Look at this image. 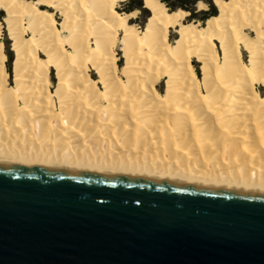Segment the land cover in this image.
<instances>
[{
    "label": "bare ground",
    "instance_id": "obj_1",
    "mask_svg": "<svg viewBox=\"0 0 264 264\" xmlns=\"http://www.w3.org/2000/svg\"><path fill=\"white\" fill-rule=\"evenodd\" d=\"M127 1L0 0V163L264 190V0Z\"/></svg>",
    "mask_w": 264,
    "mask_h": 264
},
{
    "label": "water",
    "instance_id": "obj_2",
    "mask_svg": "<svg viewBox=\"0 0 264 264\" xmlns=\"http://www.w3.org/2000/svg\"><path fill=\"white\" fill-rule=\"evenodd\" d=\"M0 264H264V190L0 163Z\"/></svg>",
    "mask_w": 264,
    "mask_h": 264
},
{
    "label": "rangeland",
    "instance_id": "obj_3",
    "mask_svg": "<svg viewBox=\"0 0 264 264\" xmlns=\"http://www.w3.org/2000/svg\"><path fill=\"white\" fill-rule=\"evenodd\" d=\"M134 1H136V0H134ZM212 1V0H211ZM212 3H213V1H212ZM214 4V3H213ZM123 6H122V9L120 10V11H125V10H127V8H128V5H126V4H122ZM197 5V4H196ZM196 9H197V13L199 12V13H201V12H203V11H200L199 9H198V7L196 6ZM209 9V7H208V5H207V10ZM139 11V10H138ZM217 12H218V10H217ZM149 12L148 11H145V12H142V11H139V14H138V16H137V18L133 21V23L134 24H136L137 25V27L140 29V30H142L143 28H144V25H145V23H146V21H147V18H148V16H149ZM4 12H2V11H0V20H2V18L4 17ZM199 22H201V21H199ZM201 24H204V22H201ZM175 38H177V35L175 34V33H173V32H171V34H170V37H169V40L171 41V43L175 40ZM3 41V43L6 45V52L7 51H9L10 53H12V55H10V54H8L7 56H6V60H7V71H8V69L10 70V75H9V72H8V80H9V84H12V62H13V60H14V58H15V56H14V53L13 52H11L12 50H11V42L9 41V39H8V36H7V32H6V26L4 25V29H3V35H2V39H1V42ZM114 50L116 51V53L118 54V57H119V63H118V74L120 75V70L119 69H121L122 68V66H123V64H124V60L121 58V56H122V53L120 52V50H119V44L118 43H116L115 45H114ZM8 53V52H7ZM240 55H241V57H242V59H243V62L244 63H247V61H248V55L246 54V52H244V51H242V50H240ZM194 65H195V67H196V69H197V73L199 74V78L201 79L202 78V75H201V71H200V67H201V65H200V63H194ZM121 76V75H120ZM10 77V78H9ZM92 77L93 78H97V76H96V74L95 75H92ZM50 78H51V82H52V85L53 86H55L56 84H57V79H56V75H55V71H53L52 72V74L50 75ZM52 90H54V87H52L51 88ZM164 90H165V82H162V83H160V88H159V91L160 92H164ZM259 91H261L260 89H259Z\"/></svg>",
    "mask_w": 264,
    "mask_h": 264
},
{
    "label": "trees",
    "instance_id": "obj_4",
    "mask_svg": "<svg viewBox=\"0 0 264 264\" xmlns=\"http://www.w3.org/2000/svg\"><path fill=\"white\" fill-rule=\"evenodd\" d=\"M161 1L167 6V8L170 11H175L177 9H183V10L189 12L190 15L188 17V21L205 22L208 18H210L212 16H216L218 14L217 7L212 3L211 0H161ZM199 1H202L206 5H208L209 9L207 11L197 13L196 4ZM124 4L128 5L127 10L124 11L126 13H131L135 10H139L142 12L147 11L146 9H144L143 0H136V1L128 0ZM2 45L5 49L6 56L8 54L12 55V53H10L9 51H7L8 53L6 52V45L3 43V41H2ZM8 72L10 75L9 69H8Z\"/></svg>",
    "mask_w": 264,
    "mask_h": 264
},
{
    "label": "crops",
    "instance_id": "obj_5",
    "mask_svg": "<svg viewBox=\"0 0 264 264\" xmlns=\"http://www.w3.org/2000/svg\"><path fill=\"white\" fill-rule=\"evenodd\" d=\"M126 3V2H125ZM124 4V3H123Z\"/></svg>",
    "mask_w": 264,
    "mask_h": 264
}]
</instances>
